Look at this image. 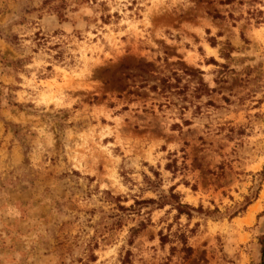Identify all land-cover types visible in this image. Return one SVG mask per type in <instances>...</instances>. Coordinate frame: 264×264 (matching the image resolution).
<instances>
[{"label":"rangeland","instance_id":"rangeland-1","mask_svg":"<svg viewBox=\"0 0 264 264\" xmlns=\"http://www.w3.org/2000/svg\"><path fill=\"white\" fill-rule=\"evenodd\" d=\"M0 264H264V0H0Z\"/></svg>","mask_w":264,"mask_h":264},{"label":"trees","instance_id":"trees-1","mask_svg":"<svg viewBox=\"0 0 264 264\" xmlns=\"http://www.w3.org/2000/svg\"><path fill=\"white\" fill-rule=\"evenodd\" d=\"M172 191H173V190H172ZM170 196H171V198L173 199V201L177 203V208H178V210H179L180 213H183V212H184V208L189 207L188 204H184V203H182V202L180 201V195H179V194L172 192ZM248 201H250V199H249ZM187 213H188V212H187ZM188 214H189V213H188ZM131 232H132V235H134V234L137 232V228H135V227L132 228V229H131Z\"/></svg>","mask_w":264,"mask_h":264},{"label":"bare ground","instance_id":"bare-ground-1","mask_svg":"<svg viewBox=\"0 0 264 264\" xmlns=\"http://www.w3.org/2000/svg\"><path fill=\"white\" fill-rule=\"evenodd\" d=\"M257 208H258V206H257V205H254V206L252 207V212H254L255 210H257ZM252 217H253V213H252Z\"/></svg>","mask_w":264,"mask_h":264}]
</instances>
